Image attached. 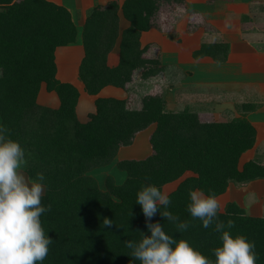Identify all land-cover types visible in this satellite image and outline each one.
Here are the masks:
<instances>
[{
  "label": "trees",
  "instance_id": "16d2710c",
  "mask_svg": "<svg viewBox=\"0 0 264 264\" xmlns=\"http://www.w3.org/2000/svg\"><path fill=\"white\" fill-rule=\"evenodd\" d=\"M167 4L185 5V0H123L121 4L111 0L93 6L79 31L69 10L52 0H0V125L7 126L10 138L24 149L27 177L35 179L38 173L45 177L42 205L50 204L51 210L42 214L41 222L52 243L42 264H140L124 243L151 234L136 203L137 192L149 184L162 191L188 171L192 174L167 193L171 204L166 210L190 227L177 232L159 211L150 222L160 223L166 233L186 239L214 260L212 250L221 245V234L214 225L206 229L191 217L189 190L218 196L229 182L264 179V164L257 159L240 166L242 153L253 147L256 137L244 116L202 122L187 107L166 109L164 97L157 93L143 94L140 107L129 106L126 98L96 96L95 110L85 119L78 117L80 93L74 84L56 77V48L76 43L80 32L84 55L78 78L90 95L106 85L127 90L137 72L141 85L170 74L176 79L180 70L146 58L145 46H140L141 33L152 27L153 15ZM119 12L128 21L120 31ZM116 43L119 61L110 66L107 52ZM227 49V43H201L191 56L223 61ZM42 84L57 94V107L38 103ZM150 125L151 152L141 158H120L117 167L126 174L125 180L118 184L107 176L106 188L101 189L90 169L110 163L121 147L131 145L136 134ZM105 218L112 220L111 228L104 227ZM218 219L225 224L233 220L235 226L226 230L254 241L256 264H264V216L247 214L236 202H229Z\"/></svg>",
  "mask_w": 264,
  "mask_h": 264
},
{
  "label": "clouds",
  "instance_id": "9594fccd",
  "mask_svg": "<svg viewBox=\"0 0 264 264\" xmlns=\"http://www.w3.org/2000/svg\"><path fill=\"white\" fill-rule=\"evenodd\" d=\"M9 133L7 126L0 125V264H42L52 243L41 222L42 214L51 210L50 204L42 205L45 177L43 173H38L35 179L25 175L28 163L25 151ZM189 197L187 210L191 217L200 220L206 229L214 225V231L221 234V245L212 250L215 259L204 255L186 239H175L160 223L150 222L159 211L177 232L190 227L188 221H181L166 210L171 204L168 194L152 184L143 186L136 197L151 234L142 233L139 241H124L131 250L130 257L140 264H256L255 242L226 230L233 228L235 222L229 219L225 224L218 219L221 203L217 197L199 189H190ZM159 206L165 210L161 211ZM103 225L111 228L112 220L105 218Z\"/></svg>",
  "mask_w": 264,
  "mask_h": 264
},
{
  "label": "crops",
  "instance_id": "0c3cea01",
  "mask_svg": "<svg viewBox=\"0 0 264 264\" xmlns=\"http://www.w3.org/2000/svg\"><path fill=\"white\" fill-rule=\"evenodd\" d=\"M117 1H119L118 3L121 2V0ZM88 2L91 3L92 0H79V3L82 5ZM185 4L186 9L190 8L191 10H189L193 15L196 14L195 12L200 13L203 22L198 26L202 27L201 33L198 34L200 39L197 35L194 36L195 42L197 43L194 44L193 41L191 44L189 43V46L185 44L188 47L186 51L183 50L187 52L185 62L187 61L193 64L192 67H194V69L192 72L189 70L188 73H185L187 70H183L184 76L190 77L191 73L193 75H198L197 77L201 76V80L213 81V83L206 84L200 89L193 90L192 88L190 90L192 97H189V101L191 100L190 102L192 104H199L202 106L209 104V102L213 101L214 98L219 95L220 87L226 84V89L224 90L228 91H224L226 93L225 97L231 100H238L235 106L236 110L239 111V116H242L241 113H243V116L256 130L254 145L252 148L242 153L240 158L241 164L252 158L259 159V162L264 164V0H185ZM90 7H92V5ZM77 27L79 31H81L82 25L79 24ZM202 33L205 35L203 39H201L202 36H200ZM147 35L141 37V47L145 46L149 41H156L153 33H149V35L152 36ZM79 36L80 32L78 33L76 43L56 48V77L63 82H70L77 87L80 93L76 107L77 114L79 118L85 119L89 112L95 110L93 96L96 97L99 95L121 98L123 89L113 85H106L97 95H90L85 92L83 83L78 78V66L84 55L83 46L80 43L81 38ZM159 43L162 45L161 47H163V44L166 45V47L164 46L163 48L165 53L171 52L173 55L177 52V50L173 49V41L171 44L166 41L164 43L161 38ZM201 43H227L228 49L226 52V59L223 61H214L209 56L198 59L193 58L191 56V51L198 48ZM61 52L63 53V59L66 58V61H70L71 58H74V61H70L73 63L67 65L71 69V72L66 66H59L60 62L58 59L59 53ZM164 52L162 53L165 54ZM107 59V63L110 65L111 63L114 65L118 63V46L115 45V47L107 53ZM229 60L236 61V69H226L228 66L226 63H229ZM170 61L173 63L175 62L178 66H181L180 64L182 63L179 59ZM219 64H221L224 69L215 66ZM192 67L189 66L188 69ZM175 69H177V66ZM211 72L212 75H209ZM223 74L226 77H222ZM186 77H183L184 80ZM177 78L180 79L181 77L177 76ZM194 78L195 77L191 79ZM221 78L229 79L232 83L221 82ZM182 81L183 79L180 82L182 83ZM176 82H178V80ZM228 86L232 87L229 89ZM237 91L241 92V95H239V93L236 94ZM83 97H85V100L81 101ZM37 101L42 105L51 107H57L59 104L57 94L54 91H47L44 84H42L39 89ZM189 106L190 103L186 104V107ZM222 119L226 118L222 117ZM126 149L128 151H126ZM136 150L137 149L133 150V145L124 146L119 149L117 155L120 158L127 156L129 158H138L137 156L145 157V155L137 154ZM254 184H257V189L259 190H257V193L264 195V179H255L249 182V185Z\"/></svg>",
  "mask_w": 264,
  "mask_h": 264
},
{
  "label": "rangeland",
  "instance_id": "374dc122",
  "mask_svg": "<svg viewBox=\"0 0 264 264\" xmlns=\"http://www.w3.org/2000/svg\"><path fill=\"white\" fill-rule=\"evenodd\" d=\"M52 1L57 4L64 5L69 10L72 20L75 23V25H79V24L83 25L86 16L90 12V9L93 8V6L100 5V4L104 5L111 0H92L91 3H89L90 2L89 1L88 3H84L83 5L79 3V0H52ZM85 1H88V0H85ZM122 1L123 0H121L119 4H121ZM91 5L92 7H90ZM185 6L186 4L185 5H181V4L179 5L169 4L168 5L167 4V5L162 6L155 12V14L152 17V27L146 31H143L140 35V41H142L141 37L143 35L148 34L147 36H152V35H149V33H153L156 38L155 39L156 41H153V40L149 41L145 45L143 56H145L146 58H152L153 60H159L160 64L168 66L167 67L168 69H173V68L175 69L177 66V69L180 70L181 72L178 74V76L181 78L175 79L174 76L170 74L168 75V78L166 77L164 79L162 78L160 79V81H157V78L156 80L151 79L147 81L145 85H141L142 83L141 81H139L140 74L139 72H137L134 75L133 79L127 83L128 89L127 90L123 89L121 98H126L129 102L128 104L129 106L134 105L135 107H140L143 94L161 93L166 101L165 103L166 109L179 111V110L185 109L186 104L190 103V106L187 107L188 111L196 112L199 120L202 122L212 121L216 119L220 121H230L234 118H239L241 116H239L240 115L239 111L236 110V106H235V103H237L238 100H231L225 97L226 93L224 91H228V90H224L226 89V84H224L223 87H220L221 89H220L219 95H217V97L214 98L213 101L209 102V104L202 106L199 104H192L190 102L191 100L189 101V97H192V93L190 91L192 88L193 90H197V89L202 88L206 84L213 83V81L201 80V76L197 77L198 75H193L191 73H190L191 75L190 77L184 76L185 74L183 70L184 71L187 70L185 73H188L189 70H191L192 72L194 69V67H192L193 64L187 61L185 62V58L187 57L186 56L187 52L185 51L188 49L186 45L189 46V43L191 44L193 41H194V44L197 43L195 42V39H194L195 35H197V37L200 39L198 34L201 33L200 31L202 27H198V26H200L201 22H203L201 20L200 13L195 12L196 14L193 15V13L190 11L191 9L190 8L186 9ZM127 25H128V21L119 12V31ZM200 36H202L201 39L205 37L203 33ZM158 38L160 39L162 38V41L164 43L166 41L167 43L171 44V42L173 41V44H174L173 49L177 50L178 53L176 52L173 55L171 52H170L171 55L170 53H165L163 51V48L164 46L166 47V45L163 44V47H161L162 45L159 43L160 39ZM117 41H119V39ZM142 44H145V43H142ZM115 45L118 46V43H116ZM101 49L107 50V48L105 49V47ZM62 50H65V49H62ZM162 52H164L165 54H163ZM65 54H66V51H65ZM178 59L182 62L180 64L181 66H178L175 62L173 63L170 61V60L174 61ZM106 60L108 61L107 58ZM58 61L60 62L59 66H62V65L66 66L71 72V69L67 65H69L70 63H73L70 61H74V58H71L70 61H66V58L63 59V53L61 52L59 53ZM226 64L228 65L226 69L228 70L236 69V61L229 60V63H226ZM110 66H114V64L111 63ZM189 66L192 68L188 69ZM215 66H219L218 68L224 69L223 66H221V64L215 65ZM198 68H201V67H198ZM209 75H212V72L209 73ZM223 76L225 75L223 74L222 77ZM183 77H186L185 80ZM193 77L195 78L191 79ZM174 79L178 80V82H171V81H174ZM182 79L183 81L181 83L180 81ZM220 81L228 82L230 84L232 83L229 79H226V78H221ZM232 86L230 87L228 86L229 89ZM236 86H233V87H236ZM238 93L239 95H241V92L237 91L236 94ZM84 98L85 97H83L81 101H84L85 100ZM92 98L94 100L95 96H93ZM241 115L243 116V113H241ZM222 117L226 119H222ZM152 129H153V125H150L144 131H141L136 134L134 141L131 145H133V150L137 149L136 150L137 154L146 156L151 152V147L148 141V136ZM127 149L126 151H128ZM127 157H123V158H127ZM137 157L141 158V156H137ZM119 159L120 157L117 155L116 157H114V159L110 163H107L99 167H93L92 169H90L89 174L92 175L97 180L98 186L101 189L106 188L105 180L107 176H112L114 178L115 183H118V184L122 183L125 180L126 174L117 167V161ZM257 160L260 161L259 159ZM240 166H241V161H240ZM191 174L192 172L188 171L184 173V175H182L180 178L165 184L163 186L162 192H165V193L170 192L177 186L178 182H180L183 178ZM257 188H258L257 184L249 185V182L240 183V184L229 182L226 191L216 196L217 199L221 203L220 211L224 210L226 208V205L229 202H236L240 207H242L245 210L247 214L264 216V197H263L264 195L257 193V190H258Z\"/></svg>",
  "mask_w": 264,
  "mask_h": 264
}]
</instances>
